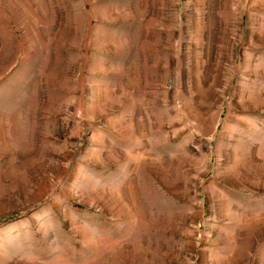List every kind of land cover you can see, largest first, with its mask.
I'll use <instances>...</instances> for the list:
<instances>
[{
	"label": "rangeland",
	"instance_id": "rangeland-1",
	"mask_svg": "<svg viewBox=\"0 0 264 264\" xmlns=\"http://www.w3.org/2000/svg\"><path fill=\"white\" fill-rule=\"evenodd\" d=\"M0 264H264V0H0Z\"/></svg>",
	"mask_w": 264,
	"mask_h": 264
}]
</instances>
